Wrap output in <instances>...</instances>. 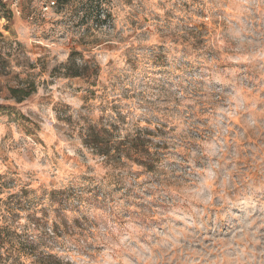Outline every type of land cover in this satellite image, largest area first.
Listing matches in <instances>:
<instances>
[{
  "label": "rangeland",
  "instance_id": "374dc122",
  "mask_svg": "<svg viewBox=\"0 0 264 264\" xmlns=\"http://www.w3.org/2000/svg\"><path fill=\"white\" fill-rule=\"evenodd\" d=\"M20 10L0 8V264H264V0ZM90 125L148 140L153 171L91 152Z\"/></svg>",
  "mask_w": 264,
  "mask_h": 264
},
{
  "label": "trees",
  "instance_id": "16d2710c",
  "mask_svg": "<svg viewBox=\"0 0 264 264\" xmlns=\"http://www.w3.org/2000/svg\"><path fill=\"white\" fill-rule=\"evenodd\" d=\"M56 2L60 7H63L67 5L70 0H56ZM89 5H91V3H89ZM5 7L6 4L0 2V8L5 9ZM88 18L91 19L92 16L90 15ZM64 67L68 77L78 78L85 76L81 68L76 66V60L73 56L69 57ZM20 92L21 90L18 88H11L9 90L11 98L16 99L17 102H21L23 100V98L18 97V93ZM25 96H28V94ZM82 143L91 152L109 162L116 163L122 159H127L128 161L131 160L137 163L149 172L154 169L151 164L146 162V159H148L147 153H149L148 140L141 138L139 134L118 138L114 135L113 130L108 128H96L95 126L90 125L85 129L84 135L82 136ZM151 161L154 162L155 160ZM4 241L5 237L2 235V231L0 229V249L3 247ZM32 264H61V262L53 259L51 256L37 255L33 259Z\"/></svg>",
  "mask_w": 264,
  "mask_h": 264
},
{
  "label": "built area",
  "instance_id": "2783aa9c",
  "mask_svg": "<svg viewBox=\"0 0 264 264\" xmlns=\"http://www.w3.org/2000/svg\"><path fill=\"white\" fill-rule=\"evenodd\" d=\"M0 2L8 4L12 14L20 15V0H0ZM55 6V2L51 1L48 4H45L42 8V13L46 14L52 7Z\"/></svg>",
  "mask_w": 264,
  "mask_h": 264
}]
</instances>
